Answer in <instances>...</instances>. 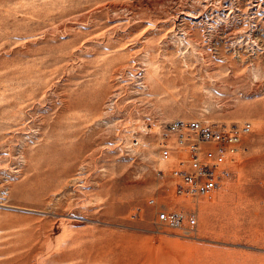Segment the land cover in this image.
I'll use <instances>...</instances> for the list:
<instances>
[{"label":"rangeland","instance_id":"obj_1","mask_svg":"<svg viewBox=\"0 0 264 264\" xmlns=\"http://www.w3.org/2000/svg\"><path fill=\"white\" fill-rule=\"evenodd\" d=\"M176 120L250 126L209 193L176 191ZM8 261L264 264V0H0Z\"/></svg>","mask_w":264,"mask_h":264},{"label":"built area","instance_id":"obj_2","mask_svg":"<svg viewBox=\"0 0 264 264\" xmlns=\"http://www.w3.org/2000/svg\"><path fill=\"white\" fill-rule=\"evenodd\" d=\"M249 124L244 123L240 127L233 125L229 131L216 129L207 122L176 120L170 122L166 129L168 133L175 135L177 143L188 146L191 152L189 170L175 171L180 177L178 193H202L212 191L217 183L219 175L224 173L223 162L225 151L228 148L233 151L241 134L249 131ZM208 142L215 149H205L200 152L198 143ZM160 156L166 158V147L160 149ZM156 221L170 228L182 227L184 222L193 225L195 219L186 217L181 211L161 210L156 213Z\"/></svg>","mask_w":264,"mask_h":264},{"label":"bare ground","instance_id":"obj_3","mask_svg":"<svg viewBox=\"0 0 264 264\" xmlns=\"http://www.w3.org/2000/svg\"><path fill=\"white\" fill-rule=\"evenodd\" d=\"M15 255H16V254H15ZM11 257H14V254H13V255H11ZM20 257H21V258H23V256H20V255H19V257H18V258H20ZM14 258H15V257H14ZM16 258H17V257H16ZM16 258H15V259H16ZM21 258H20V259H21ZM30 258H31V257H30ZM6 259H7V258H6ZM20 259H19V260H14V262H15V261L19 262V261H20ZM23 259H24V258H23ZM9 260H10V259H9ZM11 260H13V258H12ZM14 262L12 261L10 264H12V263L14 264ZM8 264H9V261H8Z\"/></svg>","mask_w":264,"mask_h":264}]
</instances>
